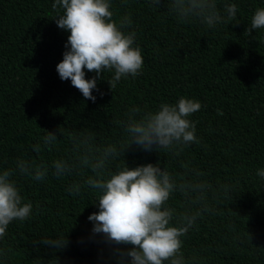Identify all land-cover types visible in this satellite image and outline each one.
<instances>
[{
	"label": "trees",
	"instance_id": "1",
	"mask_svg": "<svg viewBox=\"0 0 264 264\" xmlns=\"http://www.w3.org/2000/svg\"><path fill=\"white\" fill-rule=\"evenodd\" d=\"M54 2L0 0V168L13 167L21 156L50 165L70 153L71 135L82 131L94 133L98 145L119 144L127 133L116 121L130 108L149 112L182 96L198 100L202 107L189 118L196 122L199 143L185 147L178 158L133 145L113 170L116 164L159 160L177 177L198 171L211 186L208 200L215 212L198 219L182 238L186 264H264V179L256 174L264 169V29L253 30L251 37L244 33L264 0H218L221 11L225 4L237 5L239 23L214 29L178 21L164 3L156 8L150 0H111L117 22L131 17L125 31H135L144 66L112 91L107 80L113 73L105 72L99 91L93 89L95 103L58 75L70 33L52 19ZM85 74L95 75L87 69ZM59 126L64 135L55 149L32 151L46 130ZM79 179L16 177L34 214L10 223L0 239V264H116L91 232L88 217L99 209L90 201L97 194L67 190ZM170 203L183 210L179 195ZM62 236L69 241L62 250L39 243Z\"/></svg>",
	"mask_w": 264,
	"mask_h": 264
},
{
	"label": "clouds",
	"instance_id": "2",
	"mask_svg": "<svg viewBox=\"0 0 264 264\" xmlns=\"http://www.w3.org/2000/svg\"><path fill=\"white\" fill-rule=\"evenodd\" d=\"M150 3L156 8L164 3L178 21L199 22L209 29L239 23L235 3L225 4L223 11L218 0ZM52 8L57 26L70 33L63 59L57 64L58 75L61 80H70L85 100L95 103L93 89L99 91L98 80H105V72L113 73L107 80L111 91L122 78L142 72L144 59L135 45L136 33L125 31L132 19L126 15L117 22L111 0H55ZM260 29H264V7L255 10L244 33L251 37L253 30ZM85 69L95 75L86 78ZM201 107L198 100L182 96L175 104L162 103L155 111L130 108L124 120L116 121L127 133V139L119 144L98 145L94 133L82 131L71 135L70 153L50 165L21 156L13 167L0 168V239L6 236L10 223L24 222L34 214L33 204L22 196L17 176L44 181L49 174L58 179L76 175L80 179L67 190L71 195L85 190L97 194L90 201L99 209L88 217L93 222L91 232L100 238L116 264H186L182 238L194 229L198 219L206 213L214 214L208 200L211 186L200 179L198 171L186 170L185 175L177 177L159 160L134 167L116 164L115 170L113 164L120 158L126 161V153L133 145L148 153L160 154L164 150L178 158L185 147L199 143L196 122L189 117ZM63 135L60 126L56 131L46 130L32 151L37 155L44 150L51 152ZM256 174L264 179V169ZM177 195L182 200V211L170 203ZM39 243L62 250L69 241L62 236L44 238Z\"/></svg>",
	"mask_w": 264,
	"mask_h": 264
}]
</instances>
